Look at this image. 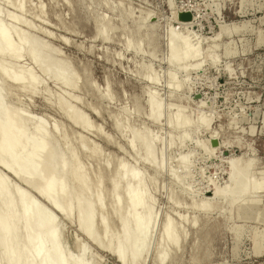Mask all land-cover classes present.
<instances>
[{"label":"rangeland","instance_id":"374dc122","mask_svg":"<svg viewBox=\"0 0 264 264\" xmlns=\"http://www.w3.org/2000/svg\"><path fill=\"white\" fill-rule=\"evenodd\" d=\"M37 4L42 10L40 16ZM12 9L0 0V22L24 32L23 24H30L34 30L27 32L28 35L56 50L59 58L68 61L79 79V87L75 90L64 89L47 80L44 83L45 92L62 94L70 99V96L73 95V98L76 95L80 99L74 104L77 110L83 112L92 125L100 128L111 142L72 127L41 98L43 86L34 97L19 94L16 96L17 101L10 98L11 102L14 101L17 112L36 120L43 119L47 123L60 122L72 136L82 135L96 144L103 155L113 160H127L129 164L136 163L134 152L126 146L127 134L122 135L113 129L112 118L117 117L124 122L128 119L125 124L132 130L147 129L160 137L161 142L156 144L155 149L161 151V168L156 178L157 188L152 194L155 199V219L141 264L155 262V242L159 225L166 213L172 217L180 213L187 214L188 218L199 214L200 223L205 216V222L216 218L219 214L216 209L211 213L207 211L208 214L206 211L201 213L186 210L185 200H179L181 206L172 208L167 195L171 189L183 193L187 187L193 200L216 202L214 189L219 186L221 188L226 182V160L229 156H241L242 161L253 163L252 178L262 184L263 188L258 194L250 193L249 198L258 199V204H246L234 221L226 220L215 226L209 225V222L201 228L202 231L210 229L206 238L204 234L196 235L192 228L186 226L187 238L179 255L175 257L176 260L170 264H264V0H25L24 9L27 14L22 18L24 23L7 21L5 13L12 12ZM184 9H192L195 14V21L191 26L179 24ZM122 14L126 16L121 21ZM144 16L148 20L143 23L141 32L154 26V46L144 43L141 45L143 53L138 54L124 50L122 44L126 38L132 42L138 40L139 35H132L131 32ZM100 18H104L112 27L107 43L95 36L94 21ZM170 28L180 35L187 34L185 36L190 47L199 42L200 48L206 53H210L207 47L212 44L210 39L216 33L222 29L228 35L224 32L225 34L218 36L219 39L215 38L216 64L211 66L203 60L196 71L189 68L191 71L188 69L189 71L181 72L165 63ZM62 39L67 42L63 43ZM225 47L231 48L233 54L226 56ZM15 66L31 68L30 61L25 56L19 58ZM144 67L158 77L156 84H150L141 78L139 72ZM36 71L37 79H42V74ZM169 72L182 84L174 95L168 93L166 86ZM11 92L15 94L13 87ZM146 92L154 93L160 101L161 120L158 124H153L146 118ZM103 93H107L110 100L101 98ZM177 106L179 110L186 108L183 111L193 119H196L195 115L204 114L205 118L212 120L210 119L207 128L198 126L200 129L197 127L194 131L191 130L189 139L180 148H167L169 131L165 119L167 114L174 113ZM27 125L29 131H35V125ZM197 142L202 143L201 147L197 146ZM183 154L186 156L184 170L177 165L178 158ZM83 163L90 168L94 167V162L89 159H84ZM143 170L149 176L153 174L147 167H143ZM170 171L179 184L173 183ZM0 176L9 187H22L18 179L1 167ZM28 195L37 200L53 218H58L65 235L63 237H66L64 241L70 251L74 250L72 240H76L97 258L99 264H119L112 255L90 243L72 221L59 216L34 191L30 190ZM202 239L203 242L208 241L205 255L201 252ZM198 244L202 245L192 256V249L194 251Z\"/></svg>","mask_w":264,"mask_h":264},{"label":"bare ground","instance_id":"6f19581e","mask_svg":"<svg viewBox=\"0 0 264 264\" xmlns=\"http://www.w3.org/2000/svg\"><path fill=\"white\" fill-rule=\"evenodd\" d=\"M2 1L13 8L12 12L5 13L7 21L24 23L22 18L27 14L24 9L25 0ZM38 12L40 16L42 12L40 6ZM187 15H190L189 18L186 17ZM125 16V14L120 16L121 21ZM35 17L39 19L37 15ZM146 19V16L141 17L131 32L132 35H139L138 40L132 42L126 38L122 44L124 50L138 54L144 51H141L142 44L148 43L154 46V26L141 32ZM194 21L195 14L192 9L182 10L180 25L191 26ZM94 22L95 36H98L103 43H107L111 25L104 18L95 19ZM23 25L26 32L0 22V167L22 184L20 188H11L0 176V264H99L97 258L95 259L86 247L76 240H72L73 251L67 248L64 241L66 237H63L65 235L58 218H53L37 200L30 197L28 195L30 190L59 216L72 221L90 243L112 255L117 263L141 264L143 254L145 255L144 252L149 245L150 230L155 219V199L152 194L157 188L156 178L161 168V151L155 149L156 144L161 142L160 137L151 134L147 129V131L132 130L127 126L128 124H125L128 119L124 122L120 118H112L113 129L122 135L127 134L126 146L134 152L136 163L129 164L127 160H113L103 155L96 144L89 142L82 135L72 136L59 124L60 122L47 123L43 119L36 120L17 112L14 108L15 103L11 102L10 98L17 101L16 96L19 94L34 97L39 94V89L43 86L41 98L72 127H77L83 133H93L108 143L111 142L102 134L100 128L94 127L86 115L77 110L74 104L80 99L75 97L76 95L72 98L73 95H68L64 90L71 97L70 99L62 94L52 95L45 92L44 83L47 80L64 89L75 90L79 87V79L76 73H73L68 61L59 58L56 50L28 35L27 32L34 30L30 24ZM121 29L123 30L122 27ZM224 32L226 33V30ZM224 32L221 29L210 39L212 44L207 47L210 53L208 51L206 53L200 48L199 42H196L194 47H190L185 36L187 34L180 35L170 28L167 35L168 53L165 63L168 67H174L181 72L191 69L196 71L203 60L213 66L217 62V56L214 54L217 47L215 38L219 39L218 36L225 34ZM226 34L228 35V32ZM64 40L61 41L66 43L67 41ZM224 54L232 55V49L225 47ZM151 55L152 52L149 56ZM22 56L30 61L31 68L15 66ZM35 70L42 74V79H37ZM151 72L144 67L139 73L145 81L156 84L158 77ZM167 76L168 93L174 95L182 84L175 80L173 74ZM12 87L15 94L11 92ZM150 92L145 93L146 118L149 122L158 124L161 120V104L157 96ZM100 97L110 100L107 93L101 94ZM169 107L168 105L167 108ZM185 109L179 110L177 106L174 113L171 110L166 116L169 131L167 148H180L189 139L191 130L198 126L207 128L212 120L205 118L204 114L201 115L200 112L203 111L199 109L198 114L201 116L194 114L196 119H193L183 111ZM27 123L35 125L33 126L35 131H29L28 127L31 124L28 126ZM201 144L197 142V146L201 147ZM229 157L226 160V182L221 188L219 186L214 189L216 202L193 200L189 196L191 193L189 194L187 187L184 188L183 193L172 189L168 192L167 199L172 208H178L181 206L179 200H185L186 210L211 213L216 209L219 214L215 219H209L210 223L204 221L206 216L200 223L199 214L188 218L187 214L180 213L172 217L166 213L159 225L153 262L155 261L156 264L174 262L187 238L186 226L192 228L196 235L204 234L206 238L210 234V229L201 230L206 224L215 226L226 220L234 221L246 204H258V199L249 198L250 193L261 192L263 188L262 184L252 178L253 163L242 161L241 156ZM84 159L93 161L94 167L85 165ZM185 161L184 154L177 160V165L182 170L185 168ZM142 166L151 169L153 174L147 175ZM170 176L173 183L177 184L178 179L171 171ZM205 242L194 247V251L192 249V256L200 245H202V255L206 254L208 241Z\"/></svg>","mask_w":264,"mask_h":264},{"label":"water","instance_id":"95a60500","mask_svg":"<svg viewBox=\"0 0 264 264\" xmlns=\"http://www.w3.org/2000/svg\"><path fill=\"white\" fill-rule=\"evenodd\" d=\"M190 15H187L186 17L189 18Z\"/></svg>","mask_w":264,"mask_h":264}]
</instances>
